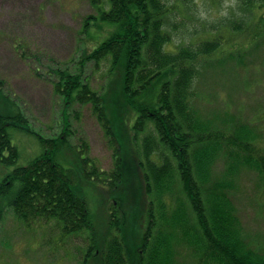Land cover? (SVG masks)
Masks as SVG:
<instances>
[{"label": "trees", "instance_id": "trees-1", "mask_svg": "<svg viewBox=\"0 0 264 264\" xmlns=\"http://www.w3.org/2000/svg\"><path fill=\"white\" fill-rule=\"evenodd\" d=\"M90 2L96 14L87 16L83 32L91 39L93 26L98 28L100 22L108 23L109 30V24H117V29L95 48L81 49L73 67L54 60L48 75L57 94L92 103L93 113L114 144L115 165L110 170L98 166L83 140L85 174L97 180L105 175L112 186L124 179L123 157L105 103L114 80L121 83L122 95L139 112L137 132L146 131L138 145L145 159L141 169L147 193L146 228L139 236L129 237L128 222L120 220L116 203L109 199L114 211L109 234L98 237L86 198L73 188L75 174L48 152L7 174L0 181V198L7 197V205L23 223L55 220L64 235L86 232L89 244L82 264H264V249L246 234L234 199L243 170L256 173L264 191V147L256 144L262 135L241 118H205L194 102L195 80L204 65L201 60L221 47L223 37L216 33L212 39L169 51L173 35L167 28L172 14L168 0ZM244 4L248 13L262 7L264 0H244ZM259 17L264 26V12ZM246 20H239L241 28ZM242 53L227 57L239 66ZM104 62H109L108 82L105 89H97L91 81L93 72ZM40 72L37 68L36 73ZM168 73L171 79L162 83L158 100L140 102L138 97ZM4 85L0 80V94L12 100L17 112L0 114V161L12 165L20 152L10 138L8 121L22 127L30 117ZM220 160L224 167L216 171Z\"/></svg>", "mask_w": 264, "mask_h": 264}, {"label": "rangeland", "instance_id": "rangeland-1", "mask_svg": "<svg viewBox=\"0 0 264 264\" xmlns=\"http://www.w3.org/2000/svg\"><path fill=\"white\" fill-rule=\"evenodd\" d=\"M168 3L172 14L168 15L167 28L173 40L167 50L212 39L216 33L223 37L221 47L201 60L204 65L195 80V104L205 118L217 120L220 115V121L241 118L249 122L262 135L256 144L264 147V26L259 17L264 5L245 13L244 0ZM91 14H96V9L90 0H0V80L5 81L4 89L30 117L28 125L22 127L8 121L10 138L20 155L12 165L0 161V181L16 166L28 165L34 157L48 152L75 174L73 188L86 198L98 237L103 239L109 234V219L114 212L109 199L116 203L114 210L120 220L128 222L129 237L139 236L147 225V193L141 169L145 159L138 153L146 131L139 133L135 127L139 112L122 95L121 83L114 77L105 106L122 146L124 179L112 186L105 175L102 180L88 177L84 166L87 153L80 143L87 140L89 155L104 170L115 165L114 144L93 113L92 103L82 104L57 94L48 75L54 60L73 67L81 49L95 48L117 29V24H109V30L108 23L100 22L98 28L93 26L90 39L82 27ZM242 18L247 19L243 28L238 23ZM239 50L244 53L238 66L227 56ZM108 66L109 62H104L93 72L95 88L105 89ZM37 68L41 74L36 73ZM88 71L92 72L91 66ZM171 76L168 73L159 77L138 97L139 101L155 103L162 83ZM16 112L12 100L0 94V114ZM223 167L220 160L216 171ZM234 199L246 234L264 249V191L256 173L242 171ZM12 210L7 197L0 198V264H82L89 244L86 232L64 235L55 220L26 224Z\"/></svg>", "mask_w": 264, "mask_h": 264}]
</instances>
